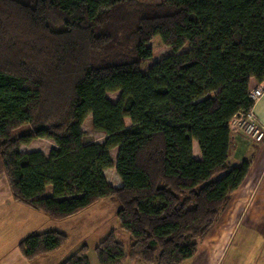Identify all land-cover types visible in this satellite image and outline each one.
<instances>
[{
	"label": "trees",
	"instance_id": "16d2710c",
	"mask_svg": "<svg viewBox=\"0 0 264 264\" xmlns=\"http://www.w3.org/2000/svg\"><path fill=\"white\" fill-rule=\"evenodd\" d=\"M162 48L173 54L152 63ZM263 80L264 0H0V161L11 197L55 221L112 199L131 244L110 232L94 248L98 264H182L248 175L249 162L228 165L229 124ZM88 117L103 143L86 141ZM34 140L55 149L19 151ZM67 241L47 232L18 248L30 262ZM87 252L63 264H89Z\"/></svg>",
	"mask_w": 264,
	"mask_h": 264
},
{
	"label": "crops",
	"instance_id": "0c3cea01",
	"mask_svg": "<svg viewBox=\"0 0 264 264\" xmlns=\"http://www.w3.org/2000/svg\"><path fill=\"white\" fill-rule=\"evenodd\" d=\"M251 110L257 123L264 127V95L252 106ZM230 124L231 141L228 165L234 167L243 162H249L248 175L219 215L213 226L215 229L212 228L213 231L199 242L196 255L182 264H220L230 238L239 232H244V234L241 233L242 238L249 236L250 240H255L249 246L251 256L249 264H264V139L260 143L249 142L241 133L232 131ZM41 154L48 156V154ZM192 155L196 159L197 154ZM107 171L108 169L103 172L104 177ZM106 182L108 183L107 180ZM108 185L117 189L121 187V182L119 180L117 183L114 180ZM104 200L67 219L51 220L43 213L12 199L0 161V264H57L56 261L61 256L67 259L77 253L82 245L87 247V244L81 241L70 250H62V247L49 256L29 262L20 253L18 244L29 236L47 232L62 233L68 239L67 233L63 230L76 223L80 217L86 215L94 207H98V203ZM114 230L110 229L109 234L114 232L115 236ZM102 238L101 241L105 239ZM99 243L93 247L95 248ZM88 256L89 264H98L96 255ZM122 264L143 263L125 260Z\"/></svg>",
	"mask_w": 264,
	"mask_h": 264
},
{
	"label": "rangeland",
	"instance_id": "374dc122",
	"mask_svg": "<svg viewBox=\"0 0 264 264\" xmlns=\"http://www.w3.org/2000/svg\"><path fill=\"white\" fill-rule=\"evenodd\" d=\"M139 1L143 4H158L162 0ZM186 50L187 48L184 47L179 53H183ZM172 54L173 53L169 48H162L153 54L151 62L156 63L162 61ZM112 99L114 100V96L112 97ZM124 124L128 127L130 125L129 120L125 119ZM81 129L85 134L87 142L100 144L103 143L106 139V136L104 134L95 132L92 129L90 117H88L84 121ZM26 133H28V127L24 126L16 130L13 133V137H18ZM52 148L55 149V144L50 140H34L28 146H20L19 151L21 153L40 152L43 154H49ZM193 153L197 154L196 159L200 160L201 156L198 146L195 142L193 143ZM105 177L109 184H112L114 180L117 181V183L119 182V178L116 176L114 169H108ZM97 206L98 207H94L93 209L88 211L83 217H80L76 223L63 230L67 233L69 238L68 242L62 250H70L74 245H77L79 242L84 241V244H87V257H89L88 255L95 256L96 254L93 246L99 243V240L102 237V239H104L109 234L110 229H115L114 231L116 240L122 243L126 251L128 250L131 244V239L129 235L122 231L119 227V222L116 217V213L119 208L118 203L112 199H106L103 202L98 203ZM213 229L215 228L213 227ZM213 229L210 231V233L213 231ZM241 233L244 234V232ZM241 233L239 232L236 236H232L230 238L228 245H226L224 254H222L220 264H249V262L251 261L249 246L250 243L254 242L255 240H250L249 236L247 238H242ZM84 247L86 246L82 245L79 251L75 254H78ZM51 254L41 255L36 259L46 257ZM71 256H69L68 258H70ZM67 259H64V257L61 256L56 261V263L63 264ZM129 261L134 262L132 260Z\"/></svg>",
	"mask_w": 264,
	"mask_h": 264
},
{
	"label": "built area",
	"instance_id": "2783aa9c",
	"mask_svg": "<svg viewBox=\"0 0 264 264\" xmlns=\"http://www.w3.org/2000/svg\"><path fill=\"white\" fill-rule=\"evenodd\" d=\"M263 95L264 80L250 92L249 97L254 105ZM231 122L230 127L232 131L241 133L249 140V142L260 143L264 139V127L257 123L255 115L251 109L238 115Z\"/></svg>",
	"mask_w": 264,
	"mask_h": 264
}]
</instances>
